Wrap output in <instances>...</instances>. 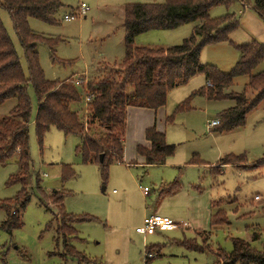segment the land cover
I'll use <instances>...</instances> for the list:
<instances>
[{
  "label": "rangeland",
  "instance_id": "1",
  "mask_svg": "<svg viewBox=\"0 0 264 264\" xmlns=\"http://www.w3.org/2000/svg\"><path fill=\"white\" fill-rule=\"evenodd\" d=\"M164 1L61 0L63 7L56 16V23L31 19V30L53 42L50 45L39 41L36 47L45 78L52 82L68 79L74 82L80 78L84 80L85 87H79L84 96L93 70L99 66H119L125 59V6ZM82 4L89 11L81 16L78 12ZM225 13V7H217L211 16L216 18ZM66 15L75 19L68 22ZM0 16L27 73L24 51L11 18L3 9H0ZM194 27L186 24L175 30L150 31L139 35L135 45L174 47L189 38ZM247 34L237 30L230 39L245 44L252 39ZM200 59L202 64L229 73L239 60V52L233 45L221 43L204 47ZM263 68L264 64L260 69ZM204 79L203 75H196L186 85L172 90L164 107L167 116L174 115L180 103L205 85ZM245 82L246 78H239L230 91L241 92ZM28 91L32 100L29 141L34 166L31 200L26 210L20 211L22 227L11 233L0 231V252L6 253L0 264H78L76 259L66 260L61 256L64 248L63 237L58 234L60 211L38 191L37 176L45 194L62 190L69 194L64 201L66 213L97 218L95 222L77 224V238L71 243L97 264H146L143 260L147 254L145 248L151 245L161 247L154 249L156 258L149 264H213L219 247L227 253L232 251L233 238L252 242L254 231H259L261 242H264V164L255 165L264 160V100L248 113L243 127L220 134L214 132L215 128L210 130L208 124L234 102L194 97L192 109L178 113L174 124L165 126L167 143L177 147L175 156L165 166H144L136 149L129 146L128 154L127 149L125 152L128 165L114 162L105 181L98 164H87L77 154L81 137L51 128L40 146L36 133L37 97L32 85ZM16 103L13 99L0 107V120L9 115ZM84 106L83 99L80 104H71V109L78 110L85 119ZM227 156L242 157L244 162L220 167L219 162ZM192 159L198 164L190 163ZM64 165L72 168L75 177L62 180ZM16 172V157L0 166V200L12 199L21 190L20 185H7ZM176 180L180 191L168 200L172 209L164 210L163 207L160 214L169 215L177 222H187L190 229L150 236L145 243L144 237L136 233V228L142 224L140 219L145 212L152 214L157 206L161 207L158 199L162 188L170 187ZM145 187L150 191L148 197L144 195ZM217 200L218 208H212L211 203ZM218 210L227 212L228 224L212 228L210 216ZM6 218L7 211L0 209V225ZM50 223L52 226L48 229ZM184 239H195L206 252L180 246L179 242ZM261 242L254 246L261 248Z\"/></svg>",
  "mask_w": 264,
  "mask_h": 264
},
{
  "label": "trees",
  "instance_id": "2",
  "mask_svg": "<svg viewBox=\"0 0 264 264\" xmlns=\"http://www.w3.org/2000/svg\"><path fill=\"white\" fill-rule=\"evenodd\" d=\"M243 0H165L164 3L128 4L125 6V59L116 66H105L95 71L86 85L88 102L87 117L84 119L71 104H80L84 96L79 87L71 81L52 82L45 78L41 69L38 52L39 41L53 45L52 39L31 30L29 21L36 19L49 24L57 22L56 16L62 9L61 0H0V9L5 10L13 23L14 31L24 51L28 72L24 70L15 45L0 16V107L16 99L15 107L9 115L0 120V166L17 158V172L10 176L7 185H20L21 190L12 199L0 200V209L7 211V218L0 225V231L11 233L22 227L20 211H25L31 200L33 161L30 153L29 125L32 117V100L28 88L33 86L37 97L36 133L40 146L51 128L66 135L79 136L82 143L77 146V154L85 163L98 164L103 179L109 177L110 166L114 162H124L125 128L130 107L157 110L167 103L169 93L186 85L196 75H203L208 85L194 91L180 103L174 115L168 118L173 122L175 115L192 109L194 97H205L209 101L230 100L234 106L222 111L220 124L213 129L226 133L241 128L249 112L256 109L264 100V71L255 70L264 63V43L252 41L235 44L231 35L240 27L239 19L232 13L212 18L211 12L217 7L229 9ZM252 9L264 20V0H254ZM197 25L192 35L182 44L169 48H149L135 45V39L154 30H175L186 24ZM229 43L239 52L235 68L224 73L216 66L201 63V51L206 46ZM249 77L241 92L230 91L235 79ZM85 87L84 84L81 88ZM149 148L139 146L138 154L146 158L149 166L164 165L173 157L176 146L166 142V136L152 127L146 132ZM101 155L104 160L101 162ZM242 157L227 156L218 165H237ZM190 163L198 164L192 159ZM264 164V160L255 165ZM255 166V167H256ZM75 177L69 165L62 169V180ZM38 191L47 201L58 207L60 227L58 234L63 237L64 259H76L78 264H97L73 245L77 238L76 225L95 222L97 218L88 214L73 216L64 209L66 191L46 193L41 179L36 177ZM180 188L176 180L163 193L172 195ZM218 208V202L212 203ZM264 212V208L262 209ZM228 224L227 212L218 210L211 216L212 228ZM52 223L49 224L50 229ZM262 233L254 231L252 242L233 238L230 253L221 247L215 254L213 264H264V242ZM261 242V248L254 246ZM180 246L199 252H206L195 239H184ZM160 245L147 248L153 251ZM6 253L0 252V260ZM65 260V261H66ZM150 260H146L149 263Z\"/></svg>",
  "mask_w": 264,
  "mask_h": 264
},
{
  "label": "crops",
  "instance_id": "3",
  "mask_svg": "<svg viewBox=\"0 0 264 264\" xmlns=\"http://www.w3.org/2000/svg\"><path fill=\"white\" fill-rule=\"evenodd\" d=\"M253 5H254V2H249L248 0H243V2H241V3H237V4L232 5L229 9H227L226 7L225 8L227 10V13H232L233 12L232 14H234L236 16V18L239 19L240 27H239L238 31H241V32L246 31L248 33L247 35L250 37V39L252 38L251 41L248 42V43H251L254 40L259 41L261 43H264V20H262L260 18V16L252 9ZM229 11H231V12H229ZM227 13H225V14H227ZM193 25L196 26L197 24L194 23ZM235 33H237V31L234 32L233 34H235ZM235 44H237V43H235ZM242 44H244V43H242ZM263 64L264 63H262L255 70V73H260V72L264 71V70L260 69V67ZM108 66H111V65H108ZM103 68H105V67L99 66L97 69L93 70V73L95 71H98V70L100 71ZM239 78H246L245 85L249 81V77H247V76L246 77H239ZM239 78L235 79L234 85H235V83L237 82V80ZM206 85H208V82H206V80H205V85H203L202 87H204ZM202 87H200V88H202ZM232 88H234V86ZM233 92H237V91H233ZM203 98H205V97H203ZM84 105H85L84 106V110L86 108V111L88 112V110H87L88 109V102L86 101V94L84 96ZM164 107H161V108H159L157 110L145 109V108H137V107H130L128 109L127 122H126V128H125V138H124V142H125V152H126V149H127V154H128V147L129 146H130V149L134 147L136 149L137 155L139 156V159L141 160V163H143V165L146 166V167L157 166V165H153V166L147 165L146 158L144 156L138 154V151H137V149H138L139 146H143L145 148H149L150 147V143L146 139V132H147V130L150 129V128H152V127H155L158 132L165 134V128H166L165 126L167 125V123L168 124H174V121H175V120H173V122H169L168 121V118L170 116H167V110ZM78 109H80V108H78ZM220 113H219V115H220ZM4 117H6V116H4ZM216 120H220V117L218 119H216ZM211 122H209V124ZM165 136H166V134H165ZM176 149H177V147H176ZM125 152H124V162L121 163V164L128 165L127 162L125 163ZM171 158H169V159H171ZM168 160L166 161V163L164 165H159V166H165L167 164ZM228 166H235V165H227V166H224L222 168H225V167H228ZM145 188H147V187H145ZM163 188L161 190V193L159 194V199H158V205L161 206V207H158L157 206V208L155 209V211H153L152 214H147V212H145V214L140 219V222L142 224H143V221H144V219L146 217H149V216L154 215V214H158V215H161V216L169 217V215H166V214L165 215L164 214L162 215V214H160V210L163 209V207L166 208L164 210H171L172 209L170 207V205H169V201L168 200L171 199V197H176L175 195H177L179 193L180 188H179V190L177 192H175L172 195H165L163 192L166 191V188H164V189ZM198 191H199V189H198ZM149 193H150V191H149ZM148 194L147 195L144 194V195L148 197L150 195V194L149 195ZM214 202H218V200L217 201H214ZM212 203H211V207H212ZM169 212L171 213V211H169ZM173 214H175V213H172V215ZM210 214H211V212H210ZM212 215L213 214H211V216ZM211 216H210V219H211ZM169 218H171V216ZM138 227H140V226H138ZM139 235H141V234H139ZM148 237H150V236L144 237L145 243L147 242V238ZM148 247L149 246H146L145 250H147ZM156 247L158 248V246H156ZM154 253H155L154 250L153 251H148L147 250V254H149L151 256V258L150 257H148V258L145 257V259H143L145 261V263H146V260L147 259H149L150 261H152V260H154V258H156L154 256ZM213 256L215 257V255H213ZM149 263H146V264H149Z\"/></svg>",
  "mask_w": 264,
  "mask_h": 264
},
{
  "label": "built area",
  "instance_id": "4",
  "mask_svg": "<svg viewBox=\"0 0 264 264\" xmlns=\"http://www.w3.org/2000/svg\"><path fill=\"white\" fill-rule=\"evenodd\" d=\"M89 11V8L85 5L82 4L80 9H79V14L82 16L86 12ZM75 18L73 16H66L65 20L71 21L74 20ZM84 80L82 79H77L74 80V83L76 86L81 87L83 85ZM86 101H90V97H86ZM220 124V120H214L212 121L208 126L209 128H214ZM144 193L147 195L149 193V189L145 188ZM260 197H258V200ZM190 229V224L187 222H177L173 220L172 218L166 217V216H161L158 214L151 215L149 217H146L143 221V224L136 228V232L143 235L144 237L147 236H153V235H160L166 232H172L176 230H188ZM145 257L148 258L150 257L149 254H145Z\"/></svg>",
  "mask_w": 264,
  "mask_h": 264
},
{
  "label": "water",
  "instance_id": "5",
  "mask_svg": "<svg viewBox=\"0 0 264 264\" xmlns=\"http://www.w3.org/2000/svg\"><path fill=\"white\" fill-rule=\"evenodd\" d=\"M100 159H101V162L104 160V156L103 155H101V157H100ZM105 190V188L103 189V191Z\"/></svg>",
  "mask_w": 264,
  "mask_h": 264
}]
</instances>
